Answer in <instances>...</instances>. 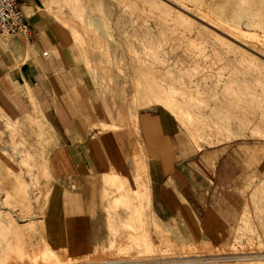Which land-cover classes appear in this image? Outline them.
<instances>
[{
    "label": "crops",
    "instance_id": "obj_1",
    "mask_svg": "<svg viewBox=\"0 0 264 264\" xmlns=\"http://www.w3.org/2000/svg\"><path fill=\"white\" fill-rule=\"evenodd\" d=\"M19 2L33 36L0 34V262L30 258L37 245L66 257L106 247L111 228L133 213L114 207L132 209L134 193L143 229L168 228L211 246L229 242L249 189L264 177V143L237 139L198 149L159 106L138 111L126 127L87 123L94 101L62 28L43 0ZM37 167L42 202L22 242L16 211Z\"/></svg>",
    "mask_w": 264,
    "mask_h": 264
},
{
    "label": "rangeland",
    "instance_id": "obj_2",
    "mask_svg": "<svg viewBox=\"0 0 264 264\" xmlns=\"http://www.w3.org/2000/svg\"><path fill=\"white\" fill-rule=\"evenodd\" d=\"M42 3L48 18L62 28L78 75L85 78L94 101V117L86 116L87 123L103 129L126 127L138 111L159 106L175 116L198 149L237 139L264 143V1ZM200 14L205 21L228 24L234 34L208 26ZM240 30L253 36H236ZM157 89L168 104L150 96ZM20 153L23 158L30 154ZM37 169L31 186L23 184L28 196L16 211L22 242L25 230L34 228V209L41 207L39 179L44 172ZM115 179L119 183L120 177ZM121 180L118 188L125 189ZM132 196V209L124 202L114 207L122 205L133 213L127 222L111 228L112 240L106 247L66 257L37 245L30 258L0 264H100L111 259L147 261L139 264H264V177L249 189L230 240L222 246L187 242L182 232L168 228L143 229L137 206L141 204L135 193Z\"/></svg>",
    "mask_w": 264,
    "mask_h": 264
},
{
    "label": "built area",
    "instance_id": "obj_3",
    "mask_svg": "<svg viewBox=\"0 0 264 264\" xmlns=\"http://www.w3.org/2000/svg\"><path fill=\"white\" fill-rule=\"evenodd\" d=\"M0 34L33 36V29L21 8L19 0H0ZM146 260L111 259L100 264H139Z\"/></svg>",
    "mask_w": 264,
    "mask_h": 264
},
{
    "label": "bare ground",
    "instance_id": "obj_4",
    "mask_svg": "<svg viewBox=\"0 0 264 264\" xmlns=\"http://www.w3.org/2000/svg\"><path fill=\"white\" fill-rule=\"evenodd\" d=\"M166 1V0H165ZM182 1V0H181ZM204 1H206V0H196V3H202V2H204ZM262 1H264V0H262ZM175 6V5H174ZM178 10H179V8H178ZM184 11V10H183ZM200 12V11H199ZM185 13H186V11H185ZM194 13V12H193ZM178 14H180V13H178ZM196 14V13H195ZM193 15V14H192ZM191 15V16H192ZM183 16V15H182ZM202 15L200 14V16H199V18L201 19L200 21H204L205 23H207L208 24V26L209 25H211L212 27H214V28H216L217 30L218 29H220L221 30V32H223V31H225L224 33H227V32H229V33H232V31L227 27L228 26V24H224L223 22H215V21H212V20H210L209 19V21H205L202 17H201ZM179 17V16H178ZM184 17H185V15H184ZM193 17V16H192ZM198 17V16H197ZM196 17V18H197ZM191 18V17H190ZM186 19V18H185ZM196 24V23H195ZM200 24V23H199ZM206 24V25H207ZM200 26V25H199ZM207 27V26H206ZM213 28V29H214ZM204 29V28H203ZM228 34V33H227ZM232 34H234V33H232ZM236 36H238V37H244V36H253L252 34H250V33H247L246 31H242V30H240L239 31V34L238 35H236ZM240 39V38H239ZM169 82V81H168ZM177 89V88H176ZM150 96H152L153 97V100L155 101V102H160V104L162 103V104H164V105H166V104H168V103H166V99L164 98V96L165 95H163L162 93H161V90L160 89H157V90H153L152 91V93H151V95ZM167 97V96H166ZM168 99H169V97H168ZM167 99V100H168ZM184 119V118H183ZM251 122V121H250ZM112 176H113V174H111ZM110 175V176H111ZM108 177V176H107ZM114 177L116 178V177H120L119 175H114ZM118 179V178H117ZM108 180V179H107ZM116 180V179H115ZM120 180H121V178H120ZM117 181V180H116ZM108 183V182H107ZM110 183V182H109ZM115 183V182H114ZM119 183H120V181H119ZM123 183H125V182H123ZM121 185V184H120ZM123 185V184H122ZM124 186V185H123ZM121 188H122V186H121ZM107 189V188H106ZM125 189H128V187L127 188H125ZM96 255V254H95ZM112 256V255H111ZM95 257H97V256H95ZM99 257V256H98ZM96 259V258H95ZM99 259V258H98ZM205 260V259H204ZM74 261V260H73ZM107 261V260H106ZM190 262V261H189ZM94 264V263H93ZM97 264V263H96Z\"/></svg>",
    "mask_w": 264,
    "mask_h": 264
}]
</instances>
